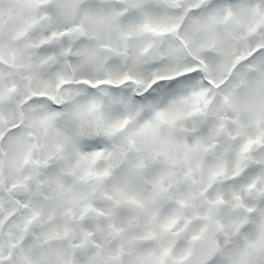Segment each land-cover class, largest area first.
Instances as JSON below:
<instances>
[{"label":"snow or ice","instance_id":"obj_1","mask_svg":"<svg viewBox=\"0 0 264 264\" xmlns=\"http://www.w3.org/2000/svg\"><path fill=\"white\" fill-rule=\"evenodd\" d=\"M0 264H264V0H0Z\"/></svg>","mask_w":264,"mask_h":264}]
</instances>
